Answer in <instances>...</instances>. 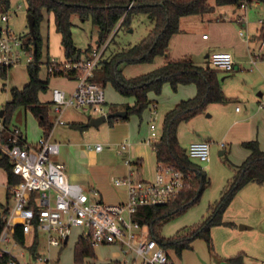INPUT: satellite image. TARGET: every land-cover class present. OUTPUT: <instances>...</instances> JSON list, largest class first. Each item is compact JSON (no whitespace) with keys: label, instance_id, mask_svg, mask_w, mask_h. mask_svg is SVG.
Segmentation results:
<instances>
[{"label":"rangeland","instance_id":"rangeland-1","mask_svg":"<svg viewBox=\"0 0 264 264\" xmlns=\"http://www.w3.org/2000/svg\"><path fill=\"white\" fill-rule=\"evenodd\" d=\"M208 3L213 6L211 12L180 18L179 37L175 48L172 47L171 55L175 59L189 56L195 64L205 67L210 65L209 58H206L205 55L212 53V50H217L223 43H229L234 46L239 59L237 62L234 59L236 64L233 70L218 71V79L225 100L222 103L207 104L201 113L178 126L177 139L185 151L190 142L201 139L208 140L210 159L207 162L191 161L201 168V172L207 174L210 181L196 203L189 205L183 214L171 219L161 227L160 234L163 237H172L181 228L196 224L209 215V205L219 201L227 189L236 167L244 161L245 153H247V149L239 142L248 138L249 132L246 124L234 121L255 109L259 105L257 102L264 99V96H257L258 92L264 93V58H261V54H264V45L261 46L263 48L260 51L257 40L251 39L247 44L238 34L239 30H242L244 36L264 37V5L260 2H252L247 5L246 9H237L229 5H216L215 0H208ZM8 14V25L12 32L17 36H25L29 32L25 0H10ZM237 14L243 15L245 18L243 24H238L234 20ZM72 22V37L78 48H84L88 43L94 42L97 37V28L90 20L82 21L74 15ZM152 27L153 22L145 14L135 16L129 27H115L110 34L109 46L101 56V60L108 58L116 51L136 44L151 31ZM57 35L58 33H54L52 30L51 21L48 28L44 26L42 29L43 53L39 70L41 79L47 76V69L44 65L46 57L61 58L63 56L60 38ZM202 35L208 39L203 40ZM253 54L257 58L254 65L250 64V57ZM163 56L155 57L152 63L123 66L122 73L129 78L152 71L162 65ZM26 66V55L22 53L20 62L8 69L6 79H0V110L9 99L8 89L12 87L21 89L26 84L28 79ZM2 83H4V87L1 89ZM72 85V81L64 76H50L48 90L39 94V101L41 103L49 102L53 88L68 90ZM189 90L195 93V86L188 84L174 92L168 83H164L159 95L152 92L148 94L149 99L157 101L156 114L149 115L145 110L141 116L131 113L126 120L115 121L112 125H109L107 121L98 127L88 125L83 131L77 130V138L64 145L60 155L54 160L64 163L69 181L80 185L85 192H89V185H91L90 187L95 186L97 179L104 184L113 181L114 177L119 175L123 164L121 157L109 150L108 145L119 141L120 138L126 139L129 143L142 141V138L147 135L148 120L154 124L155 132L159 134L163 114L181 99L190 97L188 96ZM104 93L105 107L107 108L119 107L115 104L122 101L134 103L133 98L121 96L110 83L104 86ZM236 107L239 111L235 110ZM95 115L92 112L67 108L62 113V120L65 122V128H68L71 122L84 121L87 117H95ZM50 118L53 122L55 114L51 113ZM10 124L20 127L30 143H34L41 134L37 119L24 107L13 111ZM127 127L129 128L128 134ZM96 142L104 145L105 149L97 157H94L86 150L85 144ZM221 143L225 146L226 151L223 155L220 154ZM64 147L67 148V151L64 150ZM74 176L80 178H74ZM256 186L253 184L240 192L238 191V197L230 202L229 206L231 205L232 209H229L230 211L225 216L235 217L237 222H230L234 224L233 229L231 227L211 228V247L204 239L196 238L192 242L191 248L184 249L180 255L174 249L166 250L171 261L174 264H232L231 259L239 255L248 264H264V187L261 188L262 193L259 194L255 191ZM5 190V172L0 169V202L2 203L5 200ZM110 190L108 197H104L106 203L117 200L116 189L112 187ZM245 204H250L252 207L244 211L242 207ZM240 225L250 228L240 229ZM85 231V228H73L66 245L49 250L51 258L58 259V262L73 263L74 244L84 236L83 232ZM138 233L145 236L147 228L143 227L138 230ZM24 250L19 247L15 253L18 254ZM93 250L95 258H85L79 264H105L112 260L123 262V255L116 246L96 245ZM46 251V240L44 235H41L38 252L47 254ZM18 260L21 264L24 263V258L18 257Z\"/></svg>","mask_w":264,"mask_h":264},{"label":"trees","instance_id":"trees-1","mask_svg":"<svg viewBox=\"0 0 264 264\" xmlns=\"http://www.w3.org/2000/svg\"><path fill=\"white\" fill-rule=\"evenodd\" d=\"M9 2L10 0H0V12L8 10ZM25 2L26 13L32 15L34 26L33 32H28L24 36V44L26 47L32 46L30 52L33 59L26 66L28 76L26 84L21 89L16 87L8 89L9 99L2 108L5 126L10 125L13 111L24 107L37 119L39 127L43 129V135H47L53 126L50 118L51 102L41 103L39 94L48 90L50 76H64L69 79L78 77L74 71H61L60 64L52 63L48 56L44 65L46 69L52 68L53 73L47 70L46 78L39 77L43 53L41 24L45 20V15L53 16L55 32L60 35L65 61L79 60L82 56H88L91 48L87 46L82 50L75 45L71 31L74 15L82 21L90 20L97 28L96 43L98 45L110 39V34L115 27H129L135 16L147 15L153 22L151 31L136 44L100 60L94 71V80L101 83L103 87L110 83L121 96L134 100L132 106L125 105L126 116L109 118L107 120L109 125L118 120H126L131 113L141 116L152 104L148 94L152 92L159 95L164 83H168L174 92L180 85L195 86L193 97L180 100L163 114L158 139L152 144L157 164L173 167L182 173L183 189L166 204L139 207L133 215V221L146 227L148 237L154 239L165 250L174 249L178 255L184 249L191 248L196 238L204 239L211 247L210 230L213 226H234L233 223L223 221L222 215L237 192L251 182L264 184V151L259 148L256 140L243 141L241 145L249 150V154L236 167L219 201L209 205V215L196 224L181 228L172 237H163L160 234L161 227L183 214L189 205L196 203L209 184L207 174L201 172V168L193 163L186 151L181 148L177 139V129L182 122L201 113L207 104L222 103L225 100L218 79L219 70L211 65L199 66L189 56L167 60L152 71L129 78L122 74V67L151 63L155 57L165 55L171 37L179 32L180 18L209 13L213 10V6L208 3V0H25ZM252 2H260L264 5V0H215L216 5H229L237 9L242 4L250 5ZM9 68L0 66V79H6ZM87 126V124L76 122L69 124V127L80 131ZM0 169H3L6 175V205L0 203L1 233L5 224L4 217L8 211V201L11 198L10 188L19 181V177L12 173L11 164L1 150ZM7 232L24 246V237L19 226H10ZM38 244L39 238L35 234L32 244L25 249L35 255ZM93 247L88 239L79 238L74 244V262L79 264L85 258H95ZM231 261L232 264H240L242 258L238 255ZM105 264L121 263L116 261Z\"/></svg>","mask_w":264,"mask_h":264},{"label":"built area","instance_id":"built-area-1","mask_svg":"<svg viewBox=\"0 0 264 264\" xmlns=\"http://www.w3.org/2000/svg\"><path fill=\"white\" fill-rule=\"evenodd\" d=\"M247 5L242 4L241 9ZM243 15L239 22L244 23ZM8 10L0 12V66L13 67L26 55L27 64L33 59L32 46L26 47L24 36L15 35L8 25ZM239 35L246 41L250 36ZM109 39L90 48L88 56L79 60L58 62L63 72L74 71L78 74L75 86L70 91L53 88L51 90V111L55 114L54 125H64L62 113L67 108L95 113V116L107 115L104 108V87L94 80V71L98 67L103 51ZM264 41H261V45ZM258 57V55H257ZM256 55L250 57V64L256 63ZM210 65L221 71L234 69L235 61L229 51L217 50L209 55ZM53 73L52 68L47 69ZM156 114L155 110L151 115ZM150 135L147 144L151 146L158 139L155 126L149 125ZM50 133L40 136L34 143L27 141L21 128L10 124L5 126L0 116V150L11 164L12 173L19 181L10 188L12 205L4 217L5 224L0 233V264H18L17 248L30 246L35 234L40 239L44 235L47 254H38V264H77L58 262L49 254L51 248H61L67 241L73 228H85L83 237L93 246H117L122 255L121 264H174L167 251L146 234L138 233L143 227L133 221V215L139 207L166 204L174 198L184 185L183 175L173 167L157 164L153 179L134 180L130 175L116 177L113 185L124 188L126 199L119 203H106L98 198V192L83 188L68 180L64 165L54 158L59 154L60 144L50 138ZM223 145V144H221ZM129 147L121 142L116 150L123 154ZM86 150L99 152L100 143L85 144ZM186 154L190 160L207 162L210 159L209 142L205 140L191 142ZM127 163H129L127 161ZM10 226H19L24 237V246L20 245L7 232Z\"/></svg>","mask_w":264,"mask_h":264},{"label":"crops","instance_id":"crops-1","mask_svg":"<svg viewBox=\"0 0 264 264\" xmlns=\"http://www.w3.org/2000/svg\"><path fill=\"white\" fill-rule=\"evenodd\" d=\"M26 3V2H25ZM242 15L241 14H237L236 15V19H234L238 24H243L242 22H239V19ZM50 21L52 22V30L54 31L55 33V27H54V22H53V16L51 14L49 15H45V20L42 22L41 24V33H42V29L43 27L45 26L46 28L49 27V23ZM28 25V23H27ZM29 29V28H28ZM150 32V31H149ZM239 34V33H238ZM48 36V35H47ZM58 38H60V35L58 34L57 35ZM178 37H179V33H176L174 34L170 41H169V45H168V48H167V51H166V54L162 57V64L167 61V60H170V59H175V57H173L171 55V50H172V47L175 48V46L177 45L176 41H178ZM251 37V36H250ZM97 39V38H96ZM96 39L94 40L93 43H88L87 46H90V47H93L95 44H96ZM202 39L203 40H206L208 38L205 37V35H202ZM242 39L247 43L249 44L251 39L253 40H257V42L259 43V46H258V49L261 51L263 47H261V41L263 40L264 41V37L263 36H260L258 37L257 35H254L253 37H251V39L249 41H246L244 39V37L242 36ZM110 43V42H109ZM109 43L107 45V47L109 46ZM264 45V44H263ZM86 46V47H87ZM86 47L84 48H80V49H85ZM106 47V48H107ZM62 48V46H61ZM105 48V50H106ZM247 48L249 49V46H247ZM63 50V48H62ZM105 50L103 51V54L102 56L104 55L105 53ZM217 50H227L229 52H231V54L233 55V58L235 59V61L237 62V60L239 59V56L236 54V51L234 49V46H232V44H229V43H223V45H221L220 48H218ZM217 50H212L211 52L213 51H217ZM209 55L210 53L206 54L205 57L206 58H209ZM51 56V55H50ZM51 59H55L57 60L58 62H62L64 61V58L63 56L61 58H54V57H50ZM261 58H264V54L262 53L261 54ZM154 61V60H153ZM152 63V62H151ZM236 64V63H235ZM123 74V73H122ZM67 78V77H66ZM68 80L72 81L73 85L70 89L66 90L67 92H70L74 86H75V79H69ZM3 84V83H2ZM186 85H180L177 90L175 92H177L180 88L182 87H185ZM2 89V87H1ZM195 95V93H193L192 90H189L188 92V98H191ZM257 96L258 97H263L264 96V93L262 92H258L257 93ZM51 98V97H50ZM187 98V99H188ZM152 101V104L151 106L149 107V109L147 110L148 111V114L151 115V111L152 110H156L157 109V101H155L154 99H150ZM181 100H184V99H181ZM50 102H51V99H50ZM259 105L256 106L255 109H253L252 111H250L249 113L247 114H244L243 117L241 118H238L236 119L234 122H242V123H245L246 125V128H247V131L249 132V135H248V138L246 139H243V140H240L238 139V141L240 143H242L243 141H248V140H256L257 143H258V146L259 148L264 151V99H261L260 101L257 102ZM263 103V104H262ZM105 104H106V101L104 103V108L106 110V112L109 114V113H113V112H116V111H125L124 107L125 105H128V106H132L133 105V102L132 104L130 102H120V103H117L115 104V106H119V107H115L114 109H111V108H107L105 107ZM236 111H239L237 110V107L235 108ZM85 112V111H84ZM156 112V111H155ZM51 113L52 111L50 112V116H51ZM93 118V117H87L86 120L84 121H79V122H76V123H83V124H87L89 125V120ZM54 122V121H53ZM148 122V131H147V135L145 137L142 138V141H136V142H133V143H129L126 139H122L120 138L119 141H116L114 142L113 144H109L108 145V149L109 150H112L116 153V150L117 148L119 147V144L121 142H126L128 143L129 147L127 148V150L123 153V154H120L119 156L121 157L122 159V166L120 168V172H119V175H117L116 177H123V176H126V175H130L132 177V179L134 180H148V179H153L155 174H156V166H157V162H156V158H155V153L154 151L152 150L151 146H149L147 144V140L149 138V135H150V128H149V125L151 123L150 120L147 121ZM72 123V122H71ZM15 125V124H13ZM123 125V124H122ZM17 126V125H16ZM126 128V126H124ZM20 128V127H19ZM77 130L78 129H74V128H71L68 126V128H65V124L64 125H54L52 126V129L50 130V138L52 140H55L57 141L59 144H60V151H59V154L55 157L57 158L60 153H61V149L64 145H67L68 142H70V140H74L75 138H77ZM80 131V130H78ZM83 131V130H82ZM24 132V131H23ZM129 132V128L127 127V134ZM25 134V133H24ZM43 135V129L41 128V134L40 136ZM118 135V133H117ZM123 135V134H121ZM26 136V135H25ZM39 136V137H40ZM124 136V135H123ZM59 139V140H58ZM201 140H205V139H201ZM196 141H200V140H196ZM208 142V140H205ZM96 143H99V142H96ZM96 143H93V144H96ZM191 143V142H190ZM189 143V144H190ZM92 144V143H91ZM188 144V145H189ZM223 144V143H221ZM221 151H220V154H225L226 151H225V146L221 145ZM103 148L101 151L99 152H95V151H89L91 153L92 156L94 157H97L98 154H100L102 151H104L105 147L104 145H102ZM188 147V146H187ZM64 150L67 151V148L64 147ZM249 154V150H247V153H245V157L243 160H245V158L248 156ZM118 155V154H117ZM66 158V156H65ZM127 161L129 163H127ZM60 163H62L64 165V163L62 161H58ZM243 162V161H242ZM145 165V166H144ZM144 166V167H143ZM65 168V166H64ZM66 172V171H65ZM67 174V173H66ZM151 175V177H150ZM68 177V180H69V176L67 175ZM114 177V179L116 178ZM74 178H80L79 176H74ZM113 179V180H114ZM5 184H6V175H5ZM257 185L256 186V192L257 193H262L261 191V188L264 187V184H259V183H256V182H251L249 184H247L246 186H244L241 190H243L244 188L246 187H249L250 185ZM91 185H89V189L90 188H93L95 189L97 192H98V198L101 199L102 201H104V197H108L109 193H110V189L112 187H114L116 189V192L118 194L117 196V200H115V202H111V203H119V202H122L126 199V192H125V189L124 188H116L114 185H113V181H109L107 184L105 183H102L101 181H99L98 179L95 180V186L93 187H90ZM112 186V187H110ZM240 190V191H241ZM239 191V192H240ZM6 192V190H5ZM238 192V193H239ZM238 193L234 196L233 198V201L236 197H238ZM232 201V202H233ZM1 204H4L6 205V196H5V200L4 202H0ZM232 204V203H231ZM12 205V198L9 199L8 201V208H10V206ZM252 206L250 204H245L244 207H242L244 209V211L250 209ZM241 208V209H242ZM229 209H232L231 208V205L229 207H227V209L224 211L223 213V221L225 222H237L235 221V217L232 218L230 216H225V214L230 211ZM240 209V211H242ZM2 211V209L0 210V212ZM217 227H228L230 228L229 226H226V225H216V226H213L212 228H217ZM75 228H78V227H75ZM234 228V227H233ZM231 227V229H233ZM250 227H247L245 229H249ZM211 234H212V231H211ZM81 238V237H80ZM40 240V239H39ZM69 240V237L66 241V243L64 245L67 244ZM117 247V246H116ZM118 248V247H117ZM119 249V248H118ZM120 250V249H119ZM47 252V251H46ZM40 254L38 252V247H37V252L35 255L31 254L30 252H28L26 249L24 250L23 252V255L21 256H18V257H22L24 258V263L23 264H31V263H34L35 264V257L36 255ZM110 262H116V260H112ZM119 262V261H118ZM18 264H21V262L18 260ZM240 264H248L246 263L243 259H242V263Z\"/></svg>","mask_w":264,"mask_h":264},{"label":"water","instance_id":"water-1","mask_svg":"<svg viewBox=\"0 0 264 264\" xmlns=\"http://www.w3.org/2000/svg\"><path fill=\"white\" fill-rule=\"evenodd\" d=\"M27 23H28V28H29V32L32 33L33 32V26H34V22H33V18L31 14L27 15ZM0 116H3V109L0 110ZM126 116V112L125 111H116L113 113H109L107 115H100V116H95L93 118H91L89 120V125L93 126V127H98L101 123L106 122L109 118L111 117H125ZM247 228V226L245 225H240V229H245ZM66 242V240H65Z\"/></svg>","mask_w":264,"mask_h":264}]
</instances>
